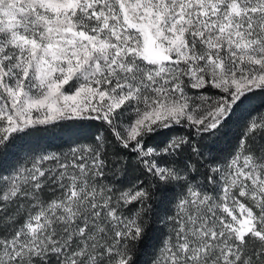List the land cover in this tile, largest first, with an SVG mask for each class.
<instances>
[{
  "label": "snow or ice",
  "instance_id": "obj_1",
  "mask_svg": "<svg viewBox=\"0 0 264 264\" xmlns=\"http://www.w3.org/2000/svg\"><path fill=\"white\" fill-rule=\"evenodd\" d=\"M258 97L264 0H0V264H264Z\"/></svg>",
  "mask_w": 264,
  "mask_h": 264
},
{
  "label": "trees",
  "instance_id": "obj_2",
  "mask_svg": "<svg viewBox=\"0 0 264 264\" xmlns=\"http://www.w3.org/2000/svg\"><path fill=\"white\" fill-rule=\"evenodd\" d=\"M251 107L254 110H259L262 107H264V105L261 104L260 98L258 97L256 100L253 101ZM95 130H96L95 127L84 130L83 132L69 131L67 129H64V130L57 129L55 131L42 133L41 134L42 139H40L39 142L41 143L42 146L50 147V150L67 151L68 145L72 143L76 139L77 136L91 135L92 132H94ZM220 147L227 149L228 145L222 144ZM13 162L14 161L12 157L5 158L4 160L0 161V168H8L9 165H11ZM134 174H135L134 170L130 167L129 175L131 176ZM158 227H160L161 231L157 235L160 236L163 233V227L162 225ZM150 251L151 249H149L148 252L141 255L140 257L141 264H146L149 258Z\"/></svg>",
  "mask_w": 264,
  "mask_h": 264
}]
</instances>
